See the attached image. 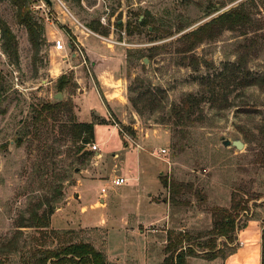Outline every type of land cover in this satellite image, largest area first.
<instances>
[{"label": "rangeland", "instance_id": "obj_1", "mask_svg": "<svg viewBox=\"0 0 264 264\" xmlns=\"http://www.w3.org/2000/svg\"><path fill=\"white\" fill-rule=\"evenodd\" d=\"M29 2L32 17L43 27L44 41L37 53L25 28L16 21V9L0 0V21L15 35L19 55L18 64H12L0 41V111H4L0 114V246L14 239L18 248L8 257L9 262H22L37 248L84 242L103 254L104 249L118 251L132 261L129 264H141L144 246L124 249L120 245L119 230L128 225L130 229L138 227L146 238L158 234L150 232L154 229L184 232L188 241L183 246L190 244L200 254L188 258L186 264H221V257L204 259L199 248L215 241L226 255L240 246L212 233L218 210L234 214L233 204L247 203V213H240L234 225L254 219V234L264 228V143L260 134L264 116V0H50L51 6L43 0ZM241 5L252 19L245 35L243 31H225L215 41L200 44L193 51L194 59L177 53L181 36ZM142 20L146 23L139 26ZM71 24L93 26L99 33L87 29L99 38L86 30L84 34L76 32ZM103 31L108 33L101 35ZM57 37L64 43L75 42L85 64L79 56L71 59L67 50L58 53ZM80 40L87 56L95 59L86 57ZM243 44L249 47L247 69L263 79L262 88L234 89L222 83L216 100L206 99L191 116L196 123L176 125L171 106L180 104L188 94L199 96L200 77L234 62ZM91 61L102 69V77L98 71L93 74ZM63 74L70 79L59 91L56 82ZM104 79L119 81L111 91L124 103L120 118L109 110L115 104L104 99L108 94L99 88ZM57 93L62 95L61 106L33 136L34 109L54 103ZM134 99H140L136 107L130 102ZM106 109L110 116H106ZM71 121L94 126L93 141L78 155L79 143L73 142L65 127ZM223 140H239L243 149L223 147ZM92 144L97 145L96 151ZM125 168L132 171L127 177L134 179L143 170L142 182L150 190L133 193L131 186H137L139 179L113 187L111 180ZM163 178L190 183L197 193H184L179 205H172ZM159 184L161 188L155 192ZM57 186L61 196L53 206L49 229L21 228L15 234L27 208L55 196ZM102 188H106L105 195ZM75 192L80 196L75 197ZM147 193L152 194L149 203L163 201L165 210L152 211L145 203ZM99 194L106 196L104 204H99ZM160 212L167 218L163 227L144 228L149 217ZM149 245L147 252H151Z\"/></svg>", "mask_w": 264, "mask_h": 264}, {"label": "trees", "instance_id": "obj_2", "mask_svg": "<svg viewBox=\"0 0 264 264\" xmlns=\"http://www.w3.org/2000/svg\"><path fill=\"white\" fill-rule=\"evenodd\" d=\"M6 1L16 9V21L19 25L25 28L29 43L33 48V51L37 53L41 45L40 43L44 41L42 39L43 27L32 17L29 0ZM43 1L45 2V0ZM74 1L79 2L80 0ZM145 23L146 20H142L138 25L144 26ZM251 25V16L244 5H241L217 15L210 21L197 27L195 30L181 36L178 39L180 46L177 48V53L194 59L193 51L200 44L215 41L225 31H243L242 35H245ZM116 27L121 29L122 24H117ZM87 28L94 33H99L98 29L93 26ZM126 29L128 30V28ZM0 32L1 50L3 54L12 64L17 65L19 62V55L18 42L15 35L9 26L3 21H0ZM107 33L108 32L103 31L101 35H106ZM66 34L68 37L70 36L67 32ZM241 50H243V52ZM248 50L249 47L247 45H239L234 62L225 63L219 72L200 77L199 83L202 90L199 93V96L197 94H188L181 100L180 104L171 106V114L176 117V125L180 126L183 123H196L197 120L195 118L191 119V116L194 115L196 109L206 99H209L211 102L216 100V97L219 94L217 87H222V83L225 87L230 86L234 89H247L251 87L262 88L264 80L261 77L251 74L247 69V60L249 57ZM69 79L70 76L65 74L60 76L56 82L57 89L62 91ZM1 91L2 88H0V104L2 102ZM128 91L132 92L130 88ZM139 100L134 99L130 100V102L133 107H136ZM60 106L61 103L59 102H46L42 105H38L34 109V117L32 121L36 129L34 133H32L33 136L38 132L39 127H44L46 126V123L48 124L49 119L53 116L52 114ZM3 112V110L0 111V114ZM65 127L68 128L73 142L75 144L77 142L79 143V146L75 151L77 155L80 154L84 147L94 139V126L92 123L71 121L69 126ZM260 134L261 141L264 143V116L261 119ZM17 145L19 146L20 142L17 143ZM161 182L163 186L168 189V202L175 206L179 205V198L182 194L191 193L193 191L192 184L190 183L177 182L166 178H163ZM193 193H197V191L194 190ZM60 196V186H57L55 188V196L29 206L25 213L20 216L17 225L18 230H16L15 234H18L20 232L19 229L21 228H33L40 232H46L49 229L53 206L60 201ZM250 200L255 199L252 198ZM262 206L264 207V202ZM41 209L42 211L40 212ZM231 209L235 212L234 214L229 210H218V213L215 214L213 219L212 233L217 237H225L229 239L230 242H236L237 231L244 228L246 223L241 226H235L234 222L240 213H247L248 207L247 203L246 205L237 203L233 204ZM249 220L251 219H247V221ZM262 226H264V223H262ZM231 234L233 236H231ZM186 241H188L187 235L184 232L168 231L166 233V243L162 250L164 259L161 264H186L188 258L199 257L200 254L196 252L190 244L183 246V243ZM211 242L212 243L209 245L203 244L202 246H199V248L202 249L200 250V252H202L201 255L208 261L214 260L218 257L225 258L227 255L233 254L236 250L235 247V249L230 250L226 255H222V248H217L215 241ZM17 251L18 248L14 239H11L5 245H1L0 264H116L107 261L105 255L101 251H98L93 245L84 242L62 244L56 248H37L28 259H24L22 262H9L8 257L17 253ZM260 264H264V228L261 231Z\"/></svg>", "mask_w": 264, "mask_h": 264}, {"label": "crops", "instance_id": "obj_3", "mask_svg": "<svg viewBox=\"0 0 264 264\" xmlns=\"http://www.w3.org/2000/svg\"><path fill=\"white\" fill-rule=\"evenodd\" d=\"M73 25V27H76V32H80L81 34H84V30L88 31L89 34L95 36L96 38L98 37L97 35H95L94 33H92L91 31H89L87 28L82 27V26H76L75 24H71ZM72 27V26H71ZM82 29V30H80ZM76 35V34H75ZM87 35V34H85ZM58 39L61 40L60 37H57ZM67 40L68 37L66 36ZM99 38V37H98ZM67 40L65 41V43L67 44V47H69V43L67 42ZM81 41V40H80ZM81 45L84 48V52L85 55L88 59H95L94 55H90L89 57L87 56L86 53V47L82 44L81 41ZM56 50V49H55ZM57 51V50H56ZM58 53L61 51H57ZM68 53H70L69 51H67ZM71 59L76 58V56L71 53L70 55ZM62 59H64V57H62ZM64 62V60H62ZM67 61V60H66ZM82 64H84L82 62ZM92 71L94 74V71H98L99 72V76L102 77L103 75L101 74L102 69L101 68H97V63L96 62H92ZM59 70L62 72L63 67L60 66L58 67ZM64 75V74H63ZM95 80L97 81V78L94 75ZM78 81V80H77ZM100 90H103L105 94H108V96L106 95L107 101L109 102H114L115 105H113L114 109L112 110L110 107V111L112 112V114H114L117 118H120L119 116V112H122V108L124 109V103L119 101L118 99H115L113 96V92L111 91V87H117L119 85V81L114 80L113 82H110L106 79L101 80L100 82ZM110 94V95H109ZM108 103V102H107ZM111 104V103H110ZM119 105V107H118ZM106 116H110L109 111L106 109ZM138 148L140 149L138 151L139 155H141L143 153V150H141V146L138 145ZM143 149V148H142ZM162 151V150H161ZM113 158H116V154L112 155ZM162 160V159H161ZM123 172L116 176V177H122L124 179H126V183H128L129 181H133V182H137L138 181V185L137 186H131V190H133V193L138 194L139 192L142 193H146L149 189V187L145 186L144 183L142 182V176L143 174V170L139 171V173L137 174L136 178H131V177H127V174L131 173L132 171L130 169H123ZM126 174V175H125ZM136 174V173H135ZM115 178V177H114ZM82 183L79 182V185ZM124 185V184H123ZM122 185H120L117 188H120ZM159 188L156 189L155 192H157L160 188L161 185L159 184ZM78 188V185L77 187ZM152 190V189H151ZM150 195H152L151 193H147L146 194V205L150 207V209L152 211H158V209H161L162 211L165 210V203L163 201H161L160 203L157 202H150ZM80 193L75 192V197H79ZM98 198V202L99 204H104L106 202V196H101L99 194ZM162 207V208H161ZM166 216L160 212V215H154V216H150L148 221L144 224V228L146 227H151L150 225H157L159 227H163V225L165 224L166 221ZM254 222L255 224H257V221L254 219H251L248 221V223L245 225L244 228H242L241 230L237 231V242L240 244L239 247L236 248L235 252L233 254H229L227 255L225 258H222L223 260L221 261V264H260V255H261V231H257L256 234H254L255 231V226L252 223ZM257 226V225H256ZM167 230V229H166ZM258 230V228H257ZM119 236L122 240V242L120 241V245H122V247L125 249L126 247H133L137 244L141 245L142 248L144 246V250H143V262L141 264H158L159 262H162L164 259V255H163V251L161 250V245H164L166 243V231H162V230H151L150 232L155 233L157 231L158 234L156 235H151L150 238H146V233H143L141 230L137 228H129L128 225H124L123 229L119 230ZM160 233L164 234L163 236L160 235ZM163 237V238H162ZM151 240V242L153 244L149 245V241ZM135 242H139V243H135ZM151 247V252H147V246ZM158 246H160L158 248ZM104 255L105 257H107V261L112 262V263H116V264H129V262H132L131 260L128 259L127 256H125V254L121 255L120 253L114 252V251H110L109 249H104ZM127 252V251H126ZM217 259V258H216ZM214 259V260H216ZM211 260V261H214Z\"/></svg>", "mask_w": 264, "mask_h": 264}, {"label": "built area", "instance_id": "obj_4", "mask_svg": "<svg viewBox=\"0 0 264 264\" xmlns=\"http://www.w3.org/2000/svg\"><path fill=\"white\" fill-rule=\"evenodd\" d=\"M72 41V40H71ZM55 49L57 51H64V50H67L69 51V55H71V53H73L75 56H79L82 60H83V63L85 64V59H84V56L79 48V46L75 43V42H69V47H67V44L64 43L62 40L60 39H57L55 41ZM115 126H117V124L115 123ZM121 130V129H120ZM91 149L93 151H96L97 150V145L95 144H92V147ZM165 151L162 150L161 153H164ZM126 183V179L122 178V177H115L114 179L111 180V185L113 187H119L120 185H123ZM101 194H106V188H102L101 189Z\"/></svg>", "mask_w": 264, "mask_h": 264}, {"label": "water", "instance_id": "obj_5", "mask_svg": "<svg viewBox=\"0 0 264 264\" xmlns=\"http://www.w3.org/2000/svg\"><path fill=\"white\" fill-rule=\"evenodd\" d=\"M45 2H46V4L48 5V6H51V2H50V0H45ZM120 23V22H119ZM53 100L55 101V102H59V101H61L62 100V95H61V93H57L54 97H53ZM222 146L223 147H229V146H232V147H234L235 149H237V150H242L243 149V143L241 142V141H239V140H234V141H228V140H223L222 141Z\"/></svg>", "mask_w": 264, "mask_h": 264}]
</instances>
